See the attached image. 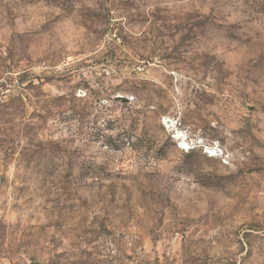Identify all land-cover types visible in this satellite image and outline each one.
<instances>
[{
  "label": "rangeland",
  "instance_id": "1",
  "mask_svg": "<svg viewBox=\"0 0 264 264\" xmlns=\"http://www.w3.org/2000/svg\"><path fill=\"white\" fill-rule=\"evenodd\" d=\"M0 264H264V0H0Z\"/></svg>",
  "mask_w": 264,
  "mask_h": 264
},
{
  "label": "water",
  "instance_id": "2",
  "mask_svg": "<svg viewBox=\"0 0 264 264\" xmlns=\"http://www.w3.org/2000/svg\"><path fill=\"white\" fill-rule=\"evenodd\" d=\"M122 100L127 101L126 99H122Z\"/></svg>",
  "mask_w": 264,
  "mask_h": 264
}]
</instances>
